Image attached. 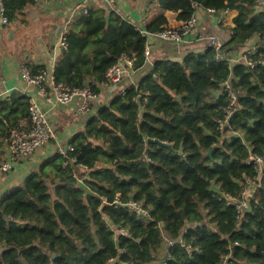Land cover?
<instances>
[{"label": "trees", "instance_id": "16d2710c", "mask_svg": "<svg viewBox=\"0 0 264 264\" xmlns=\"http://www.w3.org/2000/svg\"><path fill=\"white\" fill-rule=\"evenodd\" d=\"M255 1L155 0L179 21L198 8L235 10L221 51L250 49L255 65L217 60L213 47L181 60L157 58L136 84L92 104L69 140L72 150L46 158L0 198V264H152L167 255L168 264H264V169L257 174L248 162L250 155L264 159V11ZM0 2L13 24L33 0ZM168 26L161 15L143 28ZM66 37L53 79L72 89L89 86L99 95L121 53L136 58L135 69L146 60L147 38L114 10L80 9ZM23 65L31 75L46 71ZM29 105L21 92L0 99V147L11 128L29 126ZM83 166L88 176L79 183ZM245 188L247 205L238 214L226 196L242 199ZM130 199L148 210L147 221L125 205Z\"/></svg>", "mask_w": 264, "mask_h": 264}, {"label": "crops", "instance_id": "0c3cea01", "mask_svg": "<svg viewBox=\"0 0 264 264\" xmlns=\"http://www.w3.org/2000/svg\"><path fill=\"white\" fill-rule=\"evenodd\" d=\"M84 3L95 7L114 10L132 24L143 28L158 16H165L169 25L179 23L176 12L161 9L155 0H33L24 14L13 24H3L0 14V99L12 93L26 94L46 113L53 136L43 148L22 162H17L6 173H0V198L13 187L19 186L26 176L38 169L46 158L54 155L60 149H65L69 140L79 130L84 128L86 115L76 114L75 108L78 97L66 104L50 105L41 96L38 88L28 83L21 76V67L25 62L44 65L46 75L53 74V68L58 50L54 44L59 36L64 21L73 10ZM235 10L224 13H210L198 8L195 11L197 24L186 37L184 43L149 39L151 56L144 65L130 76L124 77L114 89L102 90L92 104L104 102L111 97L115 90H121L129 84L137 83L147 72L154 59L167 56L168 59L181 60L188 52H200L205 38L216 35L226 41L230 29L234 25ZM252 38L247 45L254 44ZM244 47L234 52L239 55ZM4 144L0 147V159L5 158Z\"/></svg>", "mask_w": 264, "mask_h": 264}, {"label": "built area", "instance_id": "2783aa9c", "mask_svg": "<svg viewBox=\"0 0 264 264\" xmlns=\"http://www.w3.org/2000/svg\"><path fill=\"white\" fill-rule=\"evenodd\" d=\"M88 3H84L82 5L77 6L71 15L64 21L61 26L59 36L54 44V50H66L67 43V33L69 30V26L73 20V17L76 13L83 9L84 12L87 10ZM255 6L258 11H264V0H256ZM111 10V9H110ZM210 13H215L213 9H207ZM0 14L1 21L3 24H7V19L3 15V8L0 2ZM197 24V18L195 14L191 15V17L184 21H179V23L174 25H169L165 29L156 31L151 33L144 28H140V32L142 36L147 38V42L144 45L143 55L145 59L148 60L151 56L149 39L156 38L163 41H171L175 43H184L186 41V37L191 33V31L195 28ZM223 45V40L220 39L216 35H209L205 38L203 49L208 47H213L215 49V58L217 60H226L229 64L234 62H242L249 67H253L255 65L254 61H251L248 57L250 49H246L242 51L239 55H236L234 51L229 54H224L221 51V47ZM136 58L130 56L127 53H121L117 58L116 62L111 65L105 74V80L99 84L100 90H107L116 87L117 84L127 76H130L135 72L134 62ZM145 60V61H146ZM264 64V60L261 61ZM21 76L28 83L34 84L37 88L45 102L50 105H55L57 103L66 104L70 102L74 97H78V104L75 108L76 114L84 115L89 113L92 102L97 99L98 95L93 93L89 86H84L82 88H69L63 84H57L54 82L53 74L50 76L46 75V71L31 75L30 70L22 65L21 67ZM130 85V84H129ZM128 85V86H129ZM126 86V87H128ZM221 86L226 88L228 92L232 106L234 102L235 96L233 95L231 89L229 88L228 81H224L221 83ZM125 87V88H126ZM125 88L121 89L123 92ZM227 115L224 119L217 120L219 124V129H223L224 125L227 122V118L231 113V108H228L226 111ZM53 133L52 129L48 123L46 113L43 111L34 101H30L29 105V126L21 123L18 126H15L10 129L8 136L5 138L4 144V152L5 158L0 159V173H6L10 171L13 165L17 162H22L28 159L31 155L38 152L41 148H43L47 143H49L52 138ZM72 150V146L70 144L67 145L65 149H60L58 152L64 154L65 151ZM248 162H253L256 166L257 174L262 173L264 169V159L260 156L250 155L248 158ZM83 169L82 175H76V178L79 183H82L84 178L88 176V171L86 167H81ZM247 182H250V179H246ZM250 188H245L242 192V199H236L226 196L228 202H232L238 214H240L241 210L246 207L247 199L249 195ZM119 204V200L117 197L113 201ZM125 205L137 216L138 219L142 221H147L149 218L148 210L142 205L141 202L130 199ZM161 226V225H159ZM121 234H126L124 229L117 230ZM162 237L165 240L166 245L171 244V240L165 236L164 232H162ZM188 251H191L189 246H185ZM169 255L165 258H158L152 261V264H168ZM113 261V258L109 259V263ZM225 260H223L222 264H224ZM131 264V263H128Z\"/></svg>", "mask_w": 264, "mask_h": 264}, {"label": "water", "instance_id": "95a60500", "mask_svg": "<svg viewBox=\"0 0 264 264\" xmlns=\"http://www.w3.org/2000/svg\"><path fill=\"white\" fill-rule=\"evenodd\" d=\"M163 59H167V56H164ZM114 88L115 87H113L112 89H114ZM156 142L160 143L161 145L169 146L168 144H165V143L163 144L162 142H159L158 140H156ZM211 152H212V149H209L207 154L211 155ZM4 218L7 220L9 219V217L6 214H4Z\"/></svg>", "mask_w": 264, "mask_h": 264}]
</instances>
